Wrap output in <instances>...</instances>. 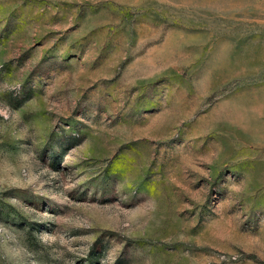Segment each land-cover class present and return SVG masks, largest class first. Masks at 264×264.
<instances>
[{"label":"rangeland","instance_id":"rangeland-1","mask_svg":"<svg viewBox=\"0 0 264 264\" xmlns=\"http://www.w3.org/2000/svg\"><path fill=\"white\" fill-rule=\"evenodd\" d=\"M0 264H264V0H0Z\"/></svg>","mask_w":264,"mask_h":264}]
</instances>
